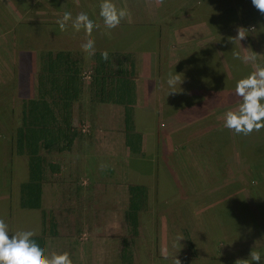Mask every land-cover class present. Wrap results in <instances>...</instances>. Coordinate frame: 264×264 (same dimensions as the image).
Returning <instances> with one entry per match:
<instances>
[{"label": "rangeland", "instance_id": "1", "mask_svg": "<svg viewBox=\"0 0 264 264\" xmlns=\"http://www.w3.org/2000/svg\"><path fill=\"white\" fill-rule=\"evenodd\" d=\"M118 1L123 6L122 0ZM223 1L221 6L217 5L220 0H191L192 5L194 2L197 5L192 7L188 5V0H179L181 29L197 20L200 22L207 20L214 31L220 30L222 33L227 32L228 35L237 33L240 27L248 29V36L241 41L243 51V54L239 55L241 58L228 56L227 65H237L234 69L236 72L234 81H239L257 70V66L264 65V15L253 7L251 0H244L238 13L231 11L228 0V8L224 10ZM62 2L64 7H67L69 3L68 8L74 9L70 12L75 11L72 0H35L29 10L26 0H0V219L8 225L10 236L15 234V226L20 225L24 218L23 214L17 211V207L20 184L28 179L27 157H18L14 153V132L21 122L23 101L28 99L36 88L33 77L37 78L41 49L49 48L54 44L59 45L60 39L55 41L52 35L59 27L57 21L62 19L59 12L63 10L60 7ZM87 2L88 0H82V4L78 2L84 13H87L86 10L91 7V4ZM101 3L102 0L95 5L99 13ZM199 3L201 5H198ZM253 27L254 32L251 31ZM198 29L200 26L197 27L196 39L198 40L195 42L188 40L186 43L198 47L208 42L205 39V33L201 32L200 36ZM99 39L106 44L109 43V40L105 38H98L94 40L95 43ZM112 44L118 45L114 40ZM253 54L258 55L255 61L245 59ZM163 72L162 74L167 76L170 73L175 74L170 70ZM203 73L207 72L194 73V79L193 76L185 79L184 75L179 74L181 83L177 84L175 90L180 92L181 97L184 95L187 98V94L190 95L192 92V89L187 87L188 81L196 85V92L202 86L205 89ZM212 73L208 72L206 77L217 86L212 91H218V85L222 84L221 97L224 101L222 103L208 101L210 98L213 99L214 94L210 95L206 89L200 91V96L195 95L196 103H188L185 108L180 106V120L177 121L175 135L171 136V140L176 143V149L173 152L176 153L177 158L171 157L169 165L170 167L174 165L178 180L177 189L179 193L181 191L180 195L176 196V201L181 200L189 206L181 207L172 215L174 221H178L171 224L175 228L163 229V222L168 216L166 211L169 209L157 207V192L153 191L151 208L142 214L143 236L136 238L134 247L136 264H173L176 257L182 264H235L238 259H248L252 250L260 253L261 264H264V129L258 132L253 131L252 136H245L224 127L226 114L229 111L238 112L242 98L235 95L236 86L232 80L231 71H228L225 76L222 74V82H219L220 80ZM208 85L210 84H206ZM192 98L194 97L191 96L190 99ZM206 109L210 110L209 113L213 116L207 121L208 123L201 114V111ZM194 113L200 114L193 116ZM188 114L192 117L183 116ZM216 127H220L221 129L218 130L221 131L215 132L213 129ZM87 135H90L88 139L91 143L93 136L91 133ZM162 136L165 139L167 135ZM206 140L227 141L224 142L222 151L227 158L228 173L225 181H215L214 176L210 189L207 185L205 186L204 190L210 191V197L207 196L208 194L199 197L197 191L205 185L202 179L206 165H203L202 158H204L203 141ZM235 142L246 143L250 147L248 152L241 155V159L235 155L233 148ZM118 146L120 147L119 143ZM87 153L89 154V149ZM84 154L82 144L71 152L46 154L48 162L56 167H62V173L67 176L59 181L55 170L47 168L46 171L45 211L49 213L54 205L55 197L52 191L56 190V187L60 186L64 194L59 212L63 228L60 230V237L52 236L61 242L59 245L53 244L50 251L60 254L69 253L73 264H121L119 253L122 248V239L129 236L123 223V214L102 213L105 209L103 206L99 209L101 213L93 214L92 211L95 209L89 208L88 213L82 214L79 208H76L73 209L74 214H72V209L67 207L69 202L75 201L72 191L76 193L79 191L77 187L83 188L80 177L84 174L81 166ZM103 154V159L107 162H111L109 159L119 155L116 152L112 155V152L108 150ZM184 156L193 159V164L187 170L182 164L181 158ZM137 157L133 155V162ZM163 157L165 158V155ZM196 157H200L198 164ZM225 164L226 162L223 165ZM189 173L191 176H188ZM154 178L157 183V174L153 178L150 174L146 175L144 181L148 179L153 181ZM95 188L98 192H107L112 189L107 186L90 187L91 190ZM85 191L90 190L85 189ZM48 216H51V213ZM71 217L75 218V222H72ZM82 218L96 220L84 223ZM46 228H49V225ZM179 235L184 237L181 242L177 240ZM92 239L94 246H88L89 259L82 263L78 262L79 244L88 243ZM189 242L194 245L196 256L189 249ZM93 250L97 251L93 254L91 252ZM49 254L51 256V253Z\"/></svg>", "mask_w": 264, "mask_h": 264}, {"label": "crops", "instance_id": "2", "mask_svg": "<svg viewBox=\"0 0 264 264\" xmlns=\"http://www.w3.org/2000/svg\"><path fill=\"white\" fill-rule=\"evenodd\" d=\"M34 1L35 0H26L28 10ZM72 1V4L75 5V11L73 12H70L71 10H74L72 7L68 8V6H70L69 3L67 7H64L63 2L60 4V7L63 9L59 11L61 13V18L65 12H70L73 19L81 13L82 9L78 2H81L82 4V0ZM221 1L223 0H220L217 5L222 6ZM228 1L231 9L237 13L244 3V0ZM98 2H100V0ZM98 2L95 0L90 2L88 0L87 2L91 4V7L86 10V14H89V17H91L90 19L94 24L99 25L98 28H94L91 37L86 36L83 30L76 32L72 28L71 22H69L65 31H61L58 27L52 35L55 38V41L60 39L59 45L56 46L54 44L49 48L41 49V51H73L75 53H80L83 58L85 91L81 100L74 105V124L77 129L81 131V135L76 140L72 149V151H74L80 144H82L85 151V156L83 157L81 164L84 174L80 177L83 181V188L77 187V190H79L77 191L78 194L77 192L75 193L72 191L75 201L73 203L69 202L67 207L72 209V214H74L73 212L76 208H79V211L82 214L88 213L89 208H94L95 211H92L94 214L97 212L101 213L99 209L103 206L105 209L102 210V213H122L123 223L127 229L124 215L129 205L128 186L132 184L146 186L148 188L149 200L147 207L140 213L141 237L143 236L141 233L143 228L142 214L145 210H150L151 208L153 191L157 192V207L169 209L166 211L168 216L166 217V221L163 222V229H169L170 227L175 228L171 226V224L173 225L175 222L178 223V221H174L172 215L177 213L181 207L189 206L188 203L181 200L176 201V196H179L181 191L179 193V190L177 189L176 184H178V180L177 176H175L176 171L174 165H172V167L169 165L171 157L177 158L175 155L176 153L173 152L174 149H176V143L171 140V136L175 135L176 124L179 122L178 119L180 120V106H184L185 108L190 101L194 102L195 95L200 93V91H205V89L210 95L214 94L212 95L213 99L211 100L210 98L208 101L222 103L224 101V98L221 97L222 84L218 85V91H212V81H209L206 75L208 72L211 71L212 73L214 71L212 74L215 78L220 80L219 82H222V74L225 76V74H228V71H231V73H233L232 80L234 81L236 73L234 72V69L237 65H227L228 56L233 55V51L242 55L243 51L241 49V41H235L234 44L229 42V38L236 37L237 33H231L228 35L227 32L222 33L220 30H218L219 32L214 31L207 20L203 22H200V20H197V22L193 20V23L188 26L186 25L185 27L183 26L184 28L181 29L179 0H163V2H160V0H122L123 6L119 4L118 0H111L117 8L120 6V9H125L127 11V16L122 19L120 25L115 29H107L105 27L103 19L99 17V9H95V7H97L95 5L98 4ZM188 5H192L191 0H188ZM198 5L201 4L199 3ZM211 5H214V3ZM194 6H197L195 2L192 7ZM223 6L225 7L224 10H227V0L223 1ZM175 7L176 9H174ZM203 23L205 25H203ZM198 26H200V29H198L200 30V36L201 32H204L205 39L208 40V42L196 47L194 44L186 42L188 40H192V42L198 40L196 39ZM221 27L223 28L222 25ZM98 38L108 39L109 43L106 44L102 39H99L95 43V54L105 51L127 53L132 54L136 60L137 104L135 106V122L137 132L143 135V157L141 155L132 154L126 145L124 107L114 104H98L91 100L89 84L91 80V70L95 62V54L89 55L82 51L81 44L85 43L87 39L97 40ZM113 40L116 41L118 45H113ZM181 42L183 44H180ZM169 70L184 75L185 79L192 76L194 79V73L196 72H207L203 73L205 75V84H203L205 85V89L204 86H202L199 91L196 92V85H192L188 81L187 87L192 89V92L190 95L187 94V98H185L184 95L181 97L182 95H180V92H177L176 90L175 93L170 94L172 89L167 85L169 75L162 74L164 73L163 71ZM33 82L36 84V88L28 99L37 97V78L34 79L33 77ZM237 82L238 81H234L235 86ZM206 84L210 85L206 86ZM191 96L194 98L190 99ZM198 96L200 95L198 94ZM183 99L185 101H183ZM181 103L184 104L181 105ZM206 110L201 111V114H203V117L206 119L205 122L213 117L211 113H209L210 110ZM199 114L200 113H194L193 116ZM183 116L192 117L191 114ZM209 126L211 127L212 125ZM218 129L221 128L216 127L213 130L215 132H220L221 130ZM87 131L93 136L92 144L88 139V136L90 135H87L89 134ZM162 135L167 136L163 139ZM118 143L120 147L118 146ZM224 144L225 143L222 141H203L204 158L202 159H204L203 165L206 166H204L203 169L202 183L205 185H202V188L197 191V194L200 195L199 197L207 194V196H211L210 191H206L204 188L207 185L210 189L214 176L216 177L214 180L218 182L227 179V158L224 157L222 151ZM118 147L120 148L119 151ZM233 148L235 149V155L239 156L240 159L241 155L245 154L250 149L249 145L246 143L238 142L233 143ZM88 149L89 154L87 153ZM106 150L111 151L112 155H114L115 152L119 153V155H116L115 158L109 159L111 162H107L103 159V153ZM218 150L220 152H218ZM133 155L138 156L136 159L134 158V162L132 158ZM164 155L165 158L163 157ZM181 159L186 170L193 164V159L185 156ZM199 159L200 157L195 158L197 164L200 163ZM224 162H226L225 165H223ZM152 167H154V169H152ZM54 169L58 174L56 176L59 181H62V179L67 177L65 173H62V167L59 168L58 166H55ZM148 174L151 175V178H153V176L156 177L157 174V183H155V178L153 181L149 180V178L145 182L144 177ZM190 174L191 173H189L188 176H191ZM46 181L45 174V182L43 184L44 210L46 209ZM150 181L152 182L149 183ZM92 186H107L109 189L112 187V189L107 192H98L96 188L91 190L90 187ZM85 189L90 191H85ZM52 193L55 197V201L49 213L53 215L57 224L58 235L53 237L58 238L61 235L60 230L63 228V221L59 216V212L63 203L62 197L64 194L60 186L56 187V190H53ZM186 196L188 197L189 195ZM80 199L81 202H79ZM17 208V211L23 214L24 218L20 225L15 226L17 229H15V233L20 231H33L35 236L43 235L42 212L40 210H21L20 198ZM48 218H50V216H48ZM71 220L72 222H75V218L71 217ZM91 220L94 222L96 219L82 218L84 223H87V221L89 223ZM57 238H52L49 231L47 232L46 256L50 257L49 253H51V255L53 254V251H50L53 244H60L59 242L61 241H57ZM93 242L92 239V241L90 240L88 243L79 244L80 246L77 250L78 253L76 252L78 262L82 263L89 259L88 256L90 255V250L88 249V246H94ZM96 251L93 250L91 252L94 254ZM56 254L60 253L57 252Z\"/></svg>", "mask_w": 264, "mask_h": 264}, {"label": "trees", "instance_id": "3", "mask_svg": "<svg viewBox=\"0 0 264 264\" xmlns=\"http://www.w3.org/2000/svg\"><path fill=\"white\" fill-rule=\"evenodd\" d=\"M101 53L95 54L91 70V100L98 104L124 107L126 145L132 154L143 157V135L137 132L135 122L136 60L132 54L108 52L109 59L104 61ZM84 79L80 53L41 51L37 97L23 101L21 122L14 132V153L18 157H27L29 167L27 181L20 184V208L42 212L43 235L34 236L33 239L45 250V255L47 231L51 236L58 235L54 217L51 215L48 218V213L43 209L45 174L47 168L55 170L46 154L71 152L80 137L81 132L74 124V105L81 100L85 91ZM212 84L211 89L217 87ZM190 103H196V100ZM128 191L129 205L124 217L129 236L122 239L119 258L121 264H136L134 247L136 238L140 237V213L147 207L149 196L148 188L139 184L129 185ZM189 249L196 256L191 242Z\"/></svg>", "mask_w": 264, "mask_h": 264}, {"label": "clouds", "instance_id": "4", "mask_svg": "<svg viewBox=\"0 0 264 264\" xmlns=\"http://www.w3.org/2000/svg\"><path fill=\"white\" fill-rule=\"evenodd\" d=\"M251 3L261 15H264V0H251ZM99 15L107 29H115L127 16V11L118 9L111 0H102ZM69 22L76 32L83 30L88 37H91L94 28L99 27L84 12L79 13L75 19L70 12H65L62 19L57 21L61 31L66 30ZM251 31L254 32L255 28L253 27ZM247 33H249L248 29L240 27L237 29V36L229 38V42L234 44L235 41H242L248 36ZM81 49L89 55H94L95 41L87 39L81 44ZM233 56L236 59L241 58L236 51H233ZM257 56L253 54L245 59L255 61ZM101 57L104 61H108V52L101 53ZM179 83H181L180 75L170 73L167 79V85L172 89L170 94L175 93V87ZM235 95L242 98V103L238 112L229 111L226 114L224 127L245 136L264 129V103H261L264 101V65L257 66V70L237 82ZM34 236L33 231H20L10 236L8 225L0 219V264H73L67 252L46 256L45 250L33 239ZM177 240L179 242L184 240L183 235H179ZM173 246L175 247V244ZM173 264H182V262L176 257ZM235 264H261V255L258 251L252 250L248 259H238Z\"/></svg>", "mask_w": 264, "mask_h": 264}]
</instances>
